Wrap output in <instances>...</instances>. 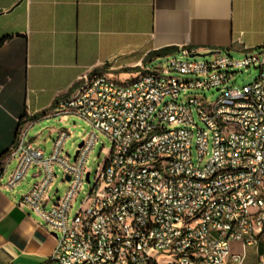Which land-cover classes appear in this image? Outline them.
Masks as SVG:
<instances>
[{
  "label": "built area",
  "instance_id": "1",
  "mask_svg": "<svg viewBox=\"0 0 264 264\" xmlns=\"http://www.w3.org/2000/svg\"><path fill=\"white\" fill-rule=\"evenodd\" d=\"M213 52L196 60L205 58L181 48L126 81L83 77L45 116H75L91 129L73 163L64 155L68 130L57 132L49 156L30 141L32 123L19 132L6 186L17 188L36 169L21 206L56 237L52 264H246L248 248L264 264V46L240 60ZM251 67L259 71L252 85L232 83L235 70ZM212 89L220 95L211 104L187 96ZM101 136L111 149L93 173L89 158ZM56 166L68 189L48 209ZM85 182L89 193L70 219Z\"/></svg>",
  "mask_w": 264,
  "mask_h": 264
},
{
  "label": "crops",
  "instance_id": "2",
  "mask_svg": "<svg viewBox=\"0 0 264 264\" xmlns=\"http://www.w3.org/2000/svg\"><path fill=\"white\" fill-rule=\"evenodd\" d=\"M4 38L0 264H52L56 237L21 206L30 173L17 188L6 186L16 168L8 154L19 132L32 123L28 137L36 146L51 120L45 116L72 97L85 76L132 79L158 59L149 55L165 49L244 56L264 46V0H0Z\"/></svg>",
  "mask_w": 264,
  "mask_h": 264
},
{
  "label": "rangeland",
  "instance_id": "3",
  "mask_svg": "<svg viewBox=\"0 0 264 264\" xmlns=\"http://www.w3.org/2000/svg\"><path fill=\"white\" fill-rule=\"evenodd\" d=\"M232 57L235 58L236 60H240L244 56L233 55ZM210 58L211 57H208L205 59H196V60H208ZM155 64H167V59L164 57L159 58L157 61H155L153 63V65H155ZM234 72H235V77L232 80V83H235L240 87L252 85L258 79V76H259V71L255 67H251L249 69H239V70H235ZM191 94L193 96L204 97L206 99V101L210 104L214 103L220 95V93L215 89L205 91V92L188 93L187 96L191 95ZM168 101H170V99L165 100V102H168ZM161 107L162 106H160V108ZM195 118H196L197 125L199 127L203 128V125L201 124L199 119L197 117H195ZM61 129H66L72 134V138L67 142V144L65 146L64 155H68L70 162L73 163L74 162V156L78 150L79 145L81 144L85 135L91 131V129L88 127V125L82 119H80L78 117H75V116L70 117L68 122H63L60 120V118H57V119H51L50 121L45 123L43 129L40 131L42 133V135H41L40 139L38 140V143L36 144V146L44 149L46 151V156H49L51 153V150L53 148V142L57 136L56 130H61ZM110 149H111L110 141L107 138H105L104 136H101L98 146L96 147V149L94 150V152L92 153V155L89 158L88 167H89V169H91V171L93 173L96 171L98 166H101L104 163V161L107 157L106 152H108ZM101 150H104V153H102L99 156V154L101 153ZM192 155H193L194 163L197 164L198 163V156H197L195 141L193 144ZM207 160H208V158L206 159V161ZM54 171L57 175V179L54 182V185H53L51 193H50V196L52 198V202L48 206V209H50L53 202H55L59 198L63 197V195L65 194V192L68 189V185L63 182V173H62L61 169L56 166ZM35 173H36V169H33L30 172V177L27 179V181H25L22 184V191H21L22 196L27 195L31 191L32 187L37 183V179H34L32 177V175ZM90 186L91 185H89L88 183L85 182L82 190L80 191V193L77 196L76 202L73 205V209H72L71 214H70V219L80 209L81 204L84 202V200L86 199V197L89 193ZM263 253H264V241H260V243H259V254H263ZM247 254H248V259H247L246 264H256V262L258 260V256L256 254L255 249L254 248H248Z\"/></svg>",
  "mask_w": 264,
  "mask_h": 264
},
{
  "label": "trees",
  "instance_id": "4",
  "mask_svg": "<svg viewBox=\"0 0 264 264\" xmlns=\"http://www.w3.org/2000/svg\"><path fill=\"white\" fill-rule=\"evenodd\" d=\"M6 38L2 39L0 41V47L6 42ZM176 49H165V50H162V51H158V52H155L151 55H149L148 59L147 60H150V59H155V58H163V57H166L168 55H171L173 53H176Z\"/></svg>",
  "mask_w": 264,
  "mask_h": 264
},
{
  "label": "water",
  "instance_id": "5",
  "mask_svg": "<svg viewBox=\"0 0 264 264\" xmlns=\"http://www.w3.org/2000/svg\"><path fill=\"white\" fill-rule=\"evenodd\" d=\"M215 53L214 52H211V53H206V54H196V55H193L192 58L194 57H198V58H207V57H210L212 55H214ZM83 146V144L81 143L79 145V147L81 148ZM77 154L78 152H76L75 156H74V161L77 159ZM68 181H70L69 178H67ZM87 181H89V175L87 176Z\"/></svg>",
  "mask_w": 264,
  "mask_h": 264
}]
</instances>
